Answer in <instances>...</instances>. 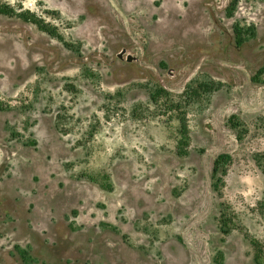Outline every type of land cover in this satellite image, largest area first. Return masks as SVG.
Returning a JSON list of instances; mask_svg holds the SVG:
<instances>
[{
	"label": "rangeland",
	"instance_id": "rangeland-1",
	"mask_svg": "<svg viewBox=\"0 0 264 264\" xmlns=\"http://www.w3.org/2000/svg\"><path fill=\"white\" fill-rule=\"evenodd\" d=\"M233 1L0 0L59 36L0 15V264H264V0Z\"/></svg>",
	"mask_w": 264,
	"mask_h": 264
},
{
	"label": "trees",
	"instance_id": "trees-1",
	"mask_svg": "<svg viewBox=\"0 0 264 264\" xmlns=\"http://www.w3.org/2000/svg\"><path fill=\"white\" fill-rule=\"evenodd\" d=\"M235 0L230 4L229 8L227 9V13H231L232 8L234 7ZM0 15L5 16H15L25 22H31L33 25H35L39 30L44 31L48 33L51 36H58L56 30L52 28L51 26L45 24L41 19L36 18L33 14H31L29 11H20L16 12V10L9 5H0ZM250 31V34L253 35V28L243 29L239 25H235L233 28L234 33V40L236 45H242L245 41V32ZM259 74L264 73V68L259 70ZM203 87L206 91H210V88L208 85L204 84L203 86H198L197 88ZM209 89V90H207ZM168 95L164 90L159 89L154 94L151 95L152 100H156V98L162 96V95ZM187 95V92H185V96ZM167 97V96H166ZM187 97V96H186ZM185 97V98H186ZM165 105L168 106L169 109H177L180 105V102H173L171 99H166ZM229 124L232 129L236 128L239 125V122L236 120V117L232 116L229 119ZM179 139L177 140V154L178 155H186L187 154V148L189 146V134H188V128L187 123L185 120V116L182 115L179 117ZM231 163V156L229 154H220L218 155L212 164V171H211V187L212 189L217 192L218 191V185L217 182H221V179L217 176H224L226 174V166H228ZM223 227L225 226V222H221ZM222 227V226H221ZM228 229V228H227ZM228 233V232H226ZM251 244L253 247H255L257 254H255L254 261L256 264H260V253L262 252V247H259L257 242L251 241Z\"/></svg>",
	"mask_w": 264,
	"mask_h": 264
}]
</instances>
